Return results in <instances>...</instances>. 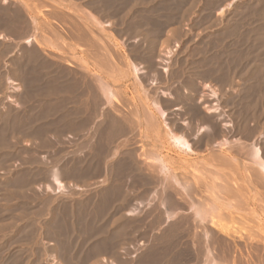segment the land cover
<instances>
[{
	"label": "rangeland",
	"instance_id": "374dc122",
	"mask_svg": "<svg viewBox=\"0 0 264 264\" xmlns=\"http://www.w3.org/2000/svg\"><path fill=\"white\" fill-rule=\"evenodd\" d=\"M104 1L106 4L103 3ZM107 3L112 7H107ZM85 12L88 17L93 16L95 21H98L97 24L101 26L103 32L95 22L94 28L90 18L87 20L89 23L81 22L84 17L82 14L85 15ZM0 21L2 22H0V264H207L209 259L213 264L218 262V264H264V191L255 183L257 175L255 171H253L254 176L251 173L253 167L248 166L249 160L247 157L244 158L246 155L244 148L238 147L242 158L238 157L239 153L233 154L238 150L237 147L234 149L231 146L236 139L242 140V143L244 141V145L247 142L246 145L250 144L251 140L254 144H259L258 146L264 145V81H262L264 80V0H0ZM9 22L18 25L7 27L11 25ZM104 24H108L107 27ZM16 27L18 29H15ZM23 30L27 33L22 32ZM84 31L87 33L86 36L90 33L89 41L96 42H87L85 34L84 38L82 37ZM35 36L38 38L36 39ZM42 36H50L52 43L40 44L38 39ZM31 37L34 38L33 44H25V40ZM97 37L101 41L97 42ZM91 44L95 47L92 48ZM93 44H96L99 50L110 47L106 48L109 49L108 54L112 56V63L118 66L117 71L114 72L118 75L112 73L113 76L115 75L114 79L116 78L115 83L114 79L110 81L111 79H107L109 77L97 69L98 65L95 67L97 63L93 64V60L96 59L92 56L96 53L94 51L98 50ZM130 64L141 68L140 75L131 73ZM99 75L113 83V88L120 94L118 99L108 103L102 95L100 96L97 88H94L96 85H93L97 76L101 77ZM225 79L228 82L224 81ZM179 84L187 88L184 89ZM189 90L192 93H189ZM145 94L149 98L147 101L142 97ZM185 95H190L191 100L192 97L193 100L195 99L196 104L190 103V105H196L194 107L196 110L186 103L183 104L182 100H185L183 98L188 97ZM176 98L179 99H177L178 104L175 103L178 102ZM149 100H157L154 102L161 103L165 111L161 107L162 110L167 113L166 122L173 130V134L177 130V134L190 133L187 127L194 125V128L190 126L193 134L190 133L191 136L186 137L193 145L192 153H182L168 142L164 131L165 125L160 120L161 133L158 136L154 132L158 137L150 133L146 138V134L138 126L131 131L132 128H129L126 118L127 120L131 118L137 123L135 114L143 111L151 113L153 109ZM179 104L183 109L178 106ZM176 107L180 109L176 110ZM184 107L185 111H183ZM189 108L193 110V114L197 112V116L194 115L196 119L190 114ZM189 114L192 117H189ZM205 119L210 122L207 123ZM208 119H213L212 123L216 122V124L212 125L211 120ZM88 120L91 123L88 124ZM114 122L116 126L118 123L128 124L129 133L122 137L114 136L116 128L111 131L115 126V124L113 126ZM185 122L187 127L182 128L186 125ZM80 123L86 126L81 127L83 125ZM216 125L219 127L217 128ZM176 128L177 130H174ZM200 128L202 131L198 133ZM207 129L211 133L213 130L216 132L220 130L219 135L222 133L223 139L233 142L229 143L228 147L218 150V147L213 145L218 133L213 132L216 133L215 139L213 137L214 140L210 141L207 137L211 133L209 134ZM107 130L111 131L113 136ZM249 134L253 135H250L251 139L248 138ZM103 135H109L107 136L109 139L104 138ZM218 138L216 142L222 140L220 136ZM208 140L210 142L208 144L213 143V146L208 147L206 144ZM230 146L232 153L229 151ZM102 148H105L104 151ZM208 148H211L213 153L220 152L219 155L222 157L230 160L233 158L236 166L232 164L231 167L236 168L228 167L230 171L226 169L227 174L230 173L228 176H233L229 185L231 187L236 183L241 188L236 184L232 186L240 190L243 188L242 195L239 196L240 193L237 195L238 199L243 197L239 200L240 203L237 200L230 201L232 194L229 198V195L217 194L222 199L219 198L221 200L219 207L226 202L229 204H226L228 210L227 206H225L226 210H223L224 206L218 209L223 212L219 213L217 210L219 217L223 215L226 221L222 216L218 221V216L217 219L214 217L212 219V216L207 218L212 219L213 223L212 220L210 223L203 218L207 217V211L203 209H208L206 204H203L204 199L206 201L207 198L208 200L212 198L207 197L209 194L206 190L208 175L213 171V166L211 168L205 166L208 162L207 157L209 159L211 155ZM262 149L264 152V146ZM143 151L156 152L158 159L169 162L164 165V167L167 165L163 168L165 171H162L158 177L165 174L168 176L171 171L172 176L179 175L178 182L180 180L181 183L190 182L193 188L196 185L194 189L196 192L192 194L194 201L186 199L187 207H184V210L180 209V212L176 211V216L167 217L168 219L165 217L164 221L163 218L158 217L156 201L159 199L158 196H152L156 193L153 191L154 193L148 194L143 192V187L131 185L137 181L136 177L132 179L129 177L136 176L135 172L140 176L143 175L144 179L147 173L148 176H152L151 169L147 171L151 159L148 160ZM121 162L123 163L120 164ZM125 162L131 165L133 162V165L139 166V169L133 171L135 175L133 172L129 173L124 182L116 181ZM140 168L146 175L141 174ZM209 169L211 172H206L207 175L200 174ZM216 169L218 170V167ZM111 170L118 173L117 177ZM203 174L208 177L207 182L204 181L206 187L201 188L197 180L205 178ZM56 175L55 179L59 184L54 182ZM184 176L189 180H185ZM210 176L214 178L213 175ZM200 179V186H205ZM213 180L217 183L215 179ZM211 183L209 185H212ZM181 186L182 184L176 188L180 190ZM137 187L140 189H136ZM180 191L178 193H184L183 189ZM140 197H144L143 200ZM150 197L151 200L154 197L157 200L151 201ZM200 202L202 204H199ZM191 203H196L195 207L197 203L198 207L205 205L202 209L206 213L203 219L198 217L197 220L193 215L197 209L193 212L194 205ZM162 208V211L166 210L165 206ZM177 222L182 225L178 223L179 227L175 224ZM174 224L175 228L178 226L177 229L180 230L176 232L177 235L180 233L178 238H174L177 237L175 231H178L174 229ZM212 255H214L213 259ZM206 257L209 259L207 260Z\"/></svg>",
	"mask_w": 264,
	"mask_h": 264
},
{
	"label": "bare ground",
	"instance_id": "6f19581e",
	"mask_svg": "<svg viewBox=\"0 0 264 264\" xmlns=\"http://www.w3.org/2000/svg\"><path fill=\"white\" fill-rule=\"evenodd\" d=\"M53 1V0H52ZM58 1V0H57ZM110 1V0H109ZM72 2V1H71ZM108 2V1H107ZM46 3V2H45ZM104 4H106L105 3V1L103 2ZM109 3V2H108ZM108 3H107V5H108ZM152 3V2H151ZM150 3V4H151ZM63 4H64V2H63ZM66 4V3H65ZM107 5H105V6H107ZM111 5V4H110ZM174 5H176V4H174ZM73 6V5H72ZM104 6V7H105ZM173 6V5H172ZM71 7V6H70ZM69 7V8H70ZM103 7V6H102ZM103 7V8H104ZM107 7H109V8H111L112 7V5L111 6H107ZM6 8V7H5ZM171 8V7H170ZM21 9V8H20ZM72 9V8H71ZM77 9V8H76ZM104 9H106V7L104 8ZM114 9V8H113ZM174 9V8H173ZM17 10V9H16ZM102 10V9H101ZM100 10V11H101ZM5 11V10H4ZM60 11V10H59ZM107 11V10H106ZM105 11V12H106ZM174 11V10H173ZM68 12V11H67ZM76 12V11H75ZM94 12V11H93ZM102 12V11H101ZM101 12H99L100 14H101ZM110 12V11H109ZM7 13V12H6ZM173 13H175V12H173ZM59 15V14H58ZM64 15V14H63ZM77 15V14H76ZM98 15V14H97ZM70 16V15H69ZM82 16H84L82 19H81V22L82 21H87L89 18H90V21L93 23L92 25L94 26V25H96L97 23H98V21H95V19H94V17L92 18L91 16H87L86 15V12H85V15H83L82 14ZM95 16V15H94ZM101 16V15H100ZM10 17V16H9ZM110 17V16H109ZM121 17V16H120ZM81 18V17H80ZM92 18V19H91ZM100 18H102V17H100ZM135 18V17H134ZM18 19V18H17ZM17 19H16V21H17ZM142 19V18H141ZM5 20V19H4ZM105 20H108V19H105ZM151 20V19H150ZM120 21V20H119ZM157 21V20H156ZM1 22V21H0ZM94 22L96 23V24H94ZM145 22V21H144ZM2 23V22H1ZM10 23V22H9ZM26 23V22H25ZM87 23H89L88 21H87ZM5 24V23H4ZM11 25L10 26H7L6 24H5V27L7 26V27H11L12 25L13 26H15V25H18L17 23L14 25V24H12V23H10ZM82 24V23H81ZM84 25L86 24V23H83ZM112 24V23H111ZM153 24V23H152ZM87 25V24H86ZM99 24H97V27H100V31L101 30H103L102 28H101V26H98ZM104 25H106L105 27H107V25L108 24H104ZM128 25V24H127ZM2 26H3V24H2ZM27 26V25H26ZM36 26V25H35ZM90 26V25H89ZM156 26V25H155ZM96 26H94V28H95ZM13 28V27H12ZM36 28V27H35ZM40 28V27H39ZM38 28V29H39ZM45 28V27H44ZM71 28V27H70ZM82 28V27H81ZM90 28V27H89ZM103 28H104V26H103ZM3 29H6V28H3ZM14 29V28H13ZM15 29H18L17 27L15 28ZM28 29V28H27ZM84 29V28H83ZM97 29V28H96ZM8 30V29H7ZM26 30V29H25ZM36 30V29H35ZM40 30H42L41 28H40ZM9 31H10V29H9ZM21 31V30H20ZM27 31V30H26ZM26 31H22V32H25V33H27ZM30 31V30H29ZM37 31V30H36ZM98 31H99V29H98ZM136 31V30H135ZM139 31V30H138ZM142 31V30H141ZM8 32V31H7ZM16 32V31H15ZM32 32H33V30H32ZM35 32V31H34ZM41 32V31H40ZM43 32V31H42ZM90 32V31H89ZM101 32H103V31H101ZM133 32V31H132ZM6 33V32H5ZM13 33V32H12ZM17 33H19L18 31H17ZM16 33V34H17ZM31 33V32H30ZM38 33V32H37ZM156 33V32H155ZM154 33V34H155ZM80 34H82V33H80ZM84 34H85V39H86V41L87 42H90L89 41V34L86 36V32L84 31V33L82 34V37L84 36ZM134 34V33H133ZM250 34H252V32L250 33ZM20 35V34H19ZM23 35H24V33H23ZM32 35H34V34H32ZM74 35V34H73ZM92 35V34H91ZM136 35V34H135ZM257 35V34H256ZM28 36H29V34H28ZM38 36V35H37ZM37 36H35V38L37 37ZM101 36V35H100ZM148 36V35H147ZM258 36V35H257ZM262 36V35H261ZM32 37H34V36H32ZM27 38L26 40H25V44H31L32 43V41H33V39L34 38ZM43 37V36H42ZM39 38L38 39V42H40V44H46V43H48V44H46V45H50L51 43H50V41H52V39L50 40V36L49 37H43V38ZM86 37H88V39L86 38ZM154 37V36H153ZM38 38V37H37ZM36 38V39H37ZM48 38V39H47ZM54 38H55V36H54ZM76 38V37H75ZM84 38V37H83ZM82 38V40H84ZM98 38V37H97ZM120 38V37H119ZM145 38H146V36H145ZM255 38V37H254ZM258 38V37H257ZM47 41H46V40ZM156 39V38H155ZM249 39V38H248ZM56 41L58 40V39H55ZM75 40V39H74ZM35 41V40H34ZM56 41H54V43L56 44ZM93 41V40H92ZM91 41V42H92ZM98 41H101L99 38L97 39V42ZM264 41V40H263ZM79 42V41H78ZM94 42H96V41H93L92 43H94ZM152 42V41H151ZM150 42V43H151ZM164 42V41H163ZM102 43V42H101ZM146 43V42H145ZM153 43V42H152ZM33 44V43H32ZM24 45V44H23ZM42 45V46H43ZM57 45V44H56ZM80 45V44H79ZM93 45H96V44H93ZM150 45V44H149ZM87 46V45H86ZM91 46H92V44H91ZM97 46V45H96ZM98 46L100 47V45H99V43H98ZM98 46H97V49H98ZM105 46V45H104ZM117 46V45H116ZM141 46V45H140ZM153 46V45H152ZM161 46V45H160ZM95 46H92V48H94ZM106 47V46H105ZM108 47V46H107ZM106 47V48H107ZM150 47H151V45H150ZM154 47V46H153ZM156 47V46H155ZM88 48V47H87ZM91 48V47H90ZM104 48V47H103ZM103 48H101L102 49V51H100L99 49L98 50H96V51H94V49H93V51L94 52H96L97 53V55H96V53H95V55H93L94 54V52H92V53H90V54H92L93 56L92 57H94L96 60H93L94 61V63L93 64H95V63H97V64H95V67L98 65V67H97V69L99 70H101L102 71V73L104 74V75H106V77H109V78H107V79H111L110 81H112L113 79H114V76L115 75H118V74H115L114 72H116L117 71V67L118 66H116V65H114L113 63H112V56H110V53L108 54V50L106 49V48H104L105 50L103 51ZM108 48H110V47H108ZM141 48V47H140ZM34 49V48H33ZM86 50V49H85ZM90 50H92V49H90ZM114 50V49H113ZM133 50V49H132ZM139 50V49H138ZM156 50V49H155ZM258 50V49H257ZM99 52V54L100 55H98V52ZM153 51V50H152ZM103 53V52H105V53H103V56H102V54L101 53ZM112 52V51H111ZM132 52V51H131ZM137 52V51H136ZM144 52V51H143ZM160 52V51H159ZM87 53V52H86ZM142 53V52H141ZM148 53V52H147ZM150 53V52H149ZM238 53H240V52H238ZM139 54H140V52H139ZM143 54V53H142ZM141 55V54H140ZM238 55V54H237ZM65 56H66V54H65ZM115 56V55H114ZM142 56V55H141ZM253 56V55H252ZM68 57V56H67ZM134 57V56H133ZM149 57H152V56H149ZM148 57V58H149ZM35 58V57H34ZM239 58V57H238ZM255 58V57H254ZM260 58V57H259ZM63 59V58H62ZM93 59V58H92ZM133 59V58H132ZM150 59H152V58H150ZM257 59V58H256ZM43 60V59H42ZM68 60V59H67ZM90 60V59H89ZM118 60V59H117ZM96 61V62H95ZM255 61V60H254ZM56 62V61H55ZM67 62V61H66ZM151 62V61H150ZM182 62V61H181ZM237 62V61H236ZM43 63V62H42ZM83 63H85V62H83ZM91 63V62H90ZM185 63V62H184ZM242 63V62H241ZM19 64V63H18ZM44 64V63H43ZM86 64H88L87 62H86ZM134 64V63H133ZM133 64H130V71H131V73H133L134 75H136V76H138V75H140V73H141V71H140V69L141 68H139V66L137 67L136 65H133ZM181 64V63H180ZM257 64H260V63H257ZM16 65V64H15ZM49 65V64H48ZM74 65V64H73ZM78 65V64H77ZM230 65V64H229ZM252 65V64H251ZM255 65V64H254ZM42 66V65H41ZM56 66V65H55ZM58 66V65H57ZM87 66V65H86ZM156 66V65H155ZM182 66V65H181ZM228 66V65H227ZM240 66V65H239ZM259 66V65H258ZM262 66H263V64H262ZM59 67V66H58ZM244 67V66H243ZM250 67V66H249ZM264 67V66H263ZM24 68V67H23ZM28 68V67H27ZM43 68V67H42ZM78 68V67H77ZM82 68V67H81ZM80 68V69H81ZM156 68V67H155ZM177 68H179V67H177ZM239 68V67H238ZM241 68V67H240ZM256 68V67H255ZM254 68V69H255ZM25 69V68H24ZM116 69V70H115ZM189 69V68H188ZM234 69V68H233ZM115 70V71H114ZM122 70V69H121ZM187 70V69H186ZM226 70V69H225ZM241 70V69H240ZM260 70V69H259ZM28 71V70H27ZM70 71V70H69ZM72 71V70H71ZM75 71V70H74ZM80 71V70H79ZM239 71V70H238ZM122 72V71H121ZM173 72H175V71H173ZM214 72V71H213ZM218 72V71H217ZM38 73V72H37ZM36 73V74H37ZM68 73V72H67ZM76 73V72H75ZM115 74L114 76H113V74ZM118 73H120L119 71H118ZM123 74H124V72H122ZM208 73H210V72H208ZM13 74V73H12ZM19 74V73H18ZM71 74V73H70ZM161 74V73H160ZM178 74V73H177ZM76 75V74H75ZM120 75V74H119ZM145 75H146V73H145ZM189 75V74H188ZM241 75V74H240ZM239 75V76H240ZM250 75V74H249ZM99 76H101V75H99ZM207 76H209V75H207ZM220 76V75H219ZM238 76V75H237ZM258 76H260V75H258ZM263 76V75H262ZM39 77V76H38ZM76 77V76H75ZM106 77H104V76H101V77H98L97 76V78L93 81L95 84H93V85H96V87L94 86V88H97L96 90H98V92L100 93V96L102 95L103 97V99H106L107 100V102L108 103H111V101H113V100H115V99H118L119 97V91H117L116 89H114L113 88V83L111 82H108V80H106L105 78ZM117 77V76H116ZM150 77V76H149ZM182 77V76H181ZM218 77V76H217ZM226 77V76H225ZM72 78V77H71ZM139 78V77H138ZM146 78H148V77H146ZM192 78V77H191ZM205 78V77H204ZM116 79V78H115ZM115 79L113 80V82L115 83ZM227 79V78H226ZM226 79L224 80V81H226ZM230 79V78H229ZM264 79V78H263ZM17 80H18V78H17ZM53 80V79H52ZM199 80V79H198ZM231 80V79H230ZM140 81V80H139ZM186 81H188V80H186ZM219 81V80H218ZM223 81V82H224ZM252 81V80H251ZM255 81V80H254ZM253 81V82H254ZM262 81H264V80H262ZM51 82V81H50ZM148 82V81H147ZM189 82H191L190 80H189ZM188 82V83H189ZM195 82V81H194ZM226 82H228V81H226ZM226 82H225V84H226ZM222 83V82H221ZM231 83H234V82H231ZM264 83V82H263ZM25 84V83H24ZM224 84V85H225ZM72 85V84H71ZM143 85H145V84H143ZM179 85H181V86H183V88L185 87V88H187L186 86H184V85H182V84H179ZM195 85V84H194ZM219 85V84H218ZM221 85V84H220ZM227 85V84H226ZM25 86H27V85H25ZM52 86V85H51ZM60 86V85H59ZM172 86V85H171ZM175 86V85H174ZM190 86V85H189ZM252 86V85H251ZM74 87V86H73ZM115 87V86H114ZM173 87V86H172ZM179 87V86H178ZM224 87V86H223ZM259 87V86H258ZM44 88V87H43ZM143 88V87H142ZM155 88V87H154ZM175 88V87H174ZM184 88V89H185ZM195 88H196V86H195ZM241 88V87H240ZM252 88V87H251ZM52 89V88H51ZM56 89V88H55ZM54 89V90H55ZM59 89V88H58ZM69 89V88H68ZM92 89H93V86H92ZM183 89V90H184ZM189 89V88H188ZM226 89V88H225ZM257 89H259V88H257ZM256 89V90H257ZM45 90H46V88H45ZM53 90V91H54ZM70 90V89H69ZM170 90V89H169ZM194 90V89H193ZM219 90V89H218ZM230 90H231V88H230ZM34 91H35V89H34ZM46 91H48V90H46ZM50 91V90H49ZM52 91V90H51ZM181 91V90H180ZM190 91V90H189ZM250 91V90H249ZM258 91V90H257ZM35 92H37V91H35ZM57 92V91H56ZM62 92H64V91H62ZM72 92V91H71ZM92 92V91H91ZM147 92V91H146ZM174 92V91H173ZM179 91H177L176 93H178ZM224 92V91H223ZM48 94H49V92H47ZM88 93V92H87ZM172 93V92H171ZM188 93V92H187ZM189 93H192L191 91L189 92ZM255 93V92H254ZM262 93V92H261ZM260 93V94H261ZM20 94V93H19ZM53 94V93H52ZM69 94H70V92H69ZM94 94H95V92H94ZM97 94V93H96ZM194 94V93H193ZM42 95H43V93H42ZM47 95V94H46ZM67 95V94H66ZM86 95V94H85ZM98 95V94H97ZM96 95V100L98 101V96ZM154 95V94H153ZM178 95H179V93H178ZM181 95H182V91H181ZM191 95V94H190ZM189 95V96H190ZM215 95V94H214ZM238 95V94H237ZM259 95V94H258ZM262 95V94H261ZM264 95V94H263ZM55 96V95H54ZM183 96H184V94H183ZM182 96V97H183ZM185 96H188V95H185ZM185 97V98H183V99H185V100H182V99H180V100H182V102H183V104H185L186 103V105L187 106H190L191 108L193 107H196V105H194V106H191L190 105V103H192V104H196L195 103V99L193 100V97H192V100H191V98L190 97ZM194 96V95H193ZM234 96H236V95H234ZM260 96V95H259ZM35 97V96H34ZM37 97V96H36ZM44 97H45V95H44ZM142 97H144V99H145V101H147L149 98L146 96V94H145V96H142ZM175 97H176V95H175ZM174 97V98H175ZM255 97V96H254ZM33 98V97H32ZM239 98V97H238ZM260 98V97H259ZM102 99V100H103ZM178 98H176V100H177ZM261 99V98H260ZM179 100V99H178ZM177 100V101H178ZM227 100V99H226ZM234 100V99H233ZM232 100V101H233ZM62 101V100H61ZM105 101V100H104ZM149 101H151V107H152V109H153V111L151 112V113H147V112H145V111H143V109H142V113H140V114H133L134 115V118H137V123H135V121H133V119H129V120H127V118H126V121H128V124H129V128H132L131 129V131H133V129L136 127V126H138V127H140L142 130H143V132L146 134V138H147V135L149 136L150 135V133H153L152 134V136L155 134L154 132H156V134L159 136L160 135V133H161V128H160V123H159V120H160V122H163L164 123V125H165V132H166V138H167V140H168V142H170L171 144H172V146L174 147V148H176L177 150H179L180 152H182V153H192L193 152V148H192V146L193 145H191V143H189L188 141H187V136H189V134L191 133V135L193 134L192 133V130L190 129V123L191 122H189L188 123V125H190L189 127H187V121L185 122L186 123V125H183V127L182 128H184V126H186L187 128H189V129H187L188 131H191L190 133H188L186 130V132L188 133H186L185 131V133L187 134H185V135H183L184 133H180V134H177L178 133V130H177V128L176 129H174V130H177V132L175 133V134H173L172 133V131L173 130H171V127L169 126V124H168V122H166V117H167V113H165L164 111H165V109L162 107V105H161V103L159 102V104L161 105H159V104H157L156 102H154V101H157V100H149ZM172 101H174V100H172ZM171 101V102H172ZM185 101V102H184ZM231 101V100H230ZM231 101V102H232ZM245 101V100H244ZM249 101V100H248ZM254 101V100H253ZM59 102V101H58ZM194 102V103H193ZM224 102V101H223ZM106 103V102H105ZM120 103H121V101H120ZM170 103V102H169ZM175 103H179V101L178 102H175ZM188 103V104H187ZM229 103V102H228ZM241 103V102H240ZM174 103L172 102V104L171 105H173ZM177 104H175V105H177ZM209 104V103H208ZM223 104V103H222ZM233 104V103H232ZM248 104H249V102H248ZM111 105V104H110ZM115 105V104H114ZM123 105V104H122ZM186 105H184V106H186ZM198 105V104H197ZM245 105V104H244ZM88 106V105H87ZM112 106V105H111ZM178 106H181V108L183 107L181 104H179ZM186 106V107H187ZM225 106V105H224ZM229 106V105H228ZM228 106H227V108H228ZM59 107V106H58ZM94 107V106H93ZM164 109V111L162 110V108ZM198 107V106H197ZM231 107V106H230ZM255 107V106H254ZM168 108H170V107H168ZM191 108H189V110L191 109ZM234 108H237V107H234ZM264 108V107H263ZM180 108H177L176 107V110H179ZM183 109V108H182ZM185 107H184V110L183 111H185ZM54 110V109H53ZM194 110H196L195 108H194ZM175 111V110H174ZM191 111V110H190ZM201 111V110H200ZM211 111H213V110H211ZM252 111V110H251ZM263 111V110H262ZM72 112V111H71ZM103 112V111H102ZM130 112V111H129ZM134 112V111H133ZM181 112V111H180ZM196 112V111H195ZM194 112V113H195ZM67 113V112H66ZM77 113V112H76ZM116 113V112H115ZM131 113V112H130ZM174 113V112H173ZM183 113V112H182ZM187 114H188V112H186ZM234 113H236V112H234ZM186 114V115H187ZM190 114H193V110L191 111V113ZM188 115L189 117H192V115ZM210 114V113H209ZM260 114V113H259ZM79 115V114H78ZM84 115V114H83ZM131 115V117H132V114H130ZM194 115H196L197 116V112H196V114H193V116ZM201 115V114H200ZM199 115V116H200ZM234 115V114H233ZM256 115V114H255ZM112 116V115H111ZM114 116V115H113ZM169 116V115H168ZM185 116V115H184ZM187 116V117H188ZM201 116H203V115H201ZM200 116V117H201ZM209 116V115H208ZM210 116H211V114H210ZM209 116V117H210ZM216 116V115H215ZM245 116V115H244ZM258 116H260V115H258ZM180 117L182 118V116H181V114H180ZM189 117H188V119H189ZM220 117V116H219ZM103 118V117H102ZM168 118V117H167ZM186 118V117H185ZM194 118H195V116H194ZM194 118H193V121H194ZM197 118V117H196ZM195 118V119H196ZM199 118V117H198ZM216 118V117H215ZM256 118H258L257 116H256ZM174 119V118H173ZM180 119V118H179ZM184 119V118H183ZM183 119H181V120H183ZM187 119V118H186ZM192 119V118H191ZM217 119V118H216ZM243 119V118H242ZM252 119H253V117H252ZM89 120H91V119H89ZM88 120V124L89 123H91L90 121ZM109 120V119H108ZM171 120V119H170ZM174 120H176V119H174ZM199 120H201V118L199 119ZM206 120V119H205ZM208 120H211V119H208ZM213 120V119H212ZM212 120H211V124L212 125H215L216 124V122H213L212 123ZM219 120H221L220 118H219ZM245 120V119H244ZM243 120V121H244ZM247 120V119H246ZM256 120V119H255ZM260 120V119H259ZM189 121H190V119H189ZM192 121V120H191ZM193 121H192V124H193ZM215 121V120H214ZM218 121V120H217ZM224 121V120H223ZM240 121V120H239ZM258 121V120H257ZM82 122H84V121H82ZM116 122V121H115ZM115 122L113 123V126H114V124H115ZM176 122V121H175ZM197 122H199V121H197ZM206 122L207 123H209L207 120H206ZM49 123V122H48ZM79 123V122H78ZM77 123V124H78ZM85 123V122H84ZM82 124V123H80V125H83V126H81V127H85L86 125V123H87V121H86V123L85 124ZM170 123V122H169ZM174 123V122H173ZM184 123V124H185ZM200 123V122H199ZM198 123V124H199ZM238 123V122H237ZM242 123V122H241ZM127 124V125H128ZM183 124V123H182ZM195 124V123H194ZM203 124H204V122H203ZM211 124H207V125H209V126H211ZM219 124V123H218ZM217 124V125H218ZM244 124H245V122H244ZM258 124V123H257ZM80 125H78V126H80ZM85 125V126H84ZM127 125L124 123V125H123V123L121 124H119L118 123V125L116 126V124H115V126L113 127L112 126V124H111V126L114 128V129H112L111 131H114L115 130V128H116V130H115V134H114V136H117V137H119V136H123V135H125L126 133H129V128L127 127ZM175 125H177V123L175 124ZM175 125H174V128H175ZM216 125V127L218 128L219 126H217ZM180 126V125H179ZM178 126V127H179ZM194 125H192L191 127H193ZM195 126H198V125H195ZM222 126V125H221ZM77 126H75V128H76ZM80 127V128H81ZM94 127V126H93ZM109 127V126H108ZM111 127V128H112ZM247 127V126H246ZM64 128V127H63ZM87 128H88V125H87ZM86 128V129H87ZM128 128V129H127ZM194 128V127H193ZM199 128V127H198ZM210 128V127H209ZM216 128V129H217ZM221 128V127H220ZM239 128H241V127H239ZM259 128V127H258ZM109 129V128H108ZM136 129V128H135ZM179 129H180V127H179ZM202 128H200V129H198V133L200 132V131H202L201 130ZM204 129V128H203ZM213 129V128H212ZM212 129H210V130H212ZM245 129V128H244ZM81 130V129H80ZM102 130V129H101ZM163 130V129H162ZM209 129H207V131H208ZM255 130V129H254ZM84 131H85V129H84ZM108 132H109V130H107ZM110 131V132H111ZM241 131V130H240ZM251 131V130H250ZM257 131V130H256ZM261 131V130H260ZM107 132V133H108ZM109 132V134H111ZM164 132V133H165ZM180 132V131H179ZM182 132V131H181ZM195 132V131H194ZM213 132H216V131H214L213 130ZM213 132L211 133V132H209L208 131V133L210 134H212V136H210L209 135V137H207V138H209V140L211 141L212 139H213V137H214V134L216 135V133H218L217 134V136H215L216 137V139H215V137H214V139H215V142L213 141V145L215 146H217L218 147V150H221L222 148H226V146L227 145H229V143H232L233 142V140H232V142H228V140L227 139H223L222 138V133H220L221 135H219V132H221L220 130L218 131V132H216V133H214L213 134ZM222 132H224V131H222ZM226 132V131H225ZM224 132V133H225ZM264 132V131H263ZM50 133V132H49ZM141 133V132H140ZM163 133V132H162ZM207 133V134H208ZM223 133V134H224ZM234 133H236V132H234ZM247 133V132H246ZM250 133H252V132H250ZM106 134V133H105ZM144 134V135H145ZM155 134V135H156ZM227 134V133H226ZM248 134V133H247ZM252 134H254V133H252ZM252 134H249V137L248 138H250L251 136L250 135H252ZM257 133L255 132V135H256ZM258 134H259V132H258ZM75 135V134H74ZM94 135V134H93ZM112 136H113V134H111ZM111 135H110V138H111ZM156 135V136H157ZM164 135V134H163ZM190 135V136H191ZM221 137V141H219V142H216V140H217V138L219 137V136ZM225 135V134H224ZM234 135H236V134H234ZM254 135V136H255ZM263 135V134H262ZM55 136V135H54ZM104 136V138H106L107 136H109V135H107V136H105V135H103ZM157 136V137H158ZM189 136V137H190ZM206 136V135H205ZM253 136V135H252ZM188 137V138H189ZM195 137V136H194ZM200 137V136H199ZM204 137V136H203ZM231 137V136H230ZM259 137V136H258ZM108 139H109V137H107ZM149 138V137H148ZM206 138V139H207ZM94 139V138H93ZM108 139H106V141L108 140ZM213 139V140H214ZM219 139V138H218ZM251 139V138H250ZM262 139V138H261ZM104 140V139H103ZM112 140V139H111ZM113 140H115V139H113ZM155 140V139H154ZM209 140L208 141H206V144L208 145V147L209 146H211L212 144H208V142H209ZM105 141V142H106ZM137 141V140H136ZM190 141V140H189ZM197 141V140H196ZM242 140H238V139H236V140H234V142L235 143H233L231 146L232 147H234V149H236V147H237V149L236 150H238V151H234V153L233 154H238L239 153V155H238V157H242L243 158V156L242 155H240V150L238 149V147H240V149H243L244 151H245V154L246 155H244V158L245 157H247L248 158V166H252L253 167V169H251L252 170V172L251 173H253V176H254V172L253 171H255V173H256V178H255V183L259 186V188H261V190H263L264 191V152H263V149H262V147L264 146V145H262V147L261 146H258V145H256V143L254 144V141L253 140H249L251 143L250 144H248V145H244L243 143H244V141H243V143L241 142ZM252 141H253V143H252ZM261 141V140H260ZM111 142H113V141H111ZM110 142V143H111ZM198 142V141H197ZM107 143V142H106ZM109 143V142H108ZM194 143H195V141H194ZM210 143V142H209ZM154 144V143H153ZM157 144V143H156ZM106 145V144H105ZM131 145V144H130ZM204 145H205V142H204ZM207 145H206V147H207ZM212 145V146H213ZM80 146V145H79ZM82 146V145H81ZM92 146V145H91ZM107 146V145H106ZM125 146V145H124ZM154 146V145H153ZM229 147V151H230V148H232V147ZM228 147V146H227ZM152 148V147H151ZM160 148V147H159ZM199 148V147H198ZM212 148H215V147H212ZM97 149V148H96ZM103 149V148H102ZM105 149V148H104ZM104 149L102 150V151H104ZM205 149V148H204ZM209 149V148H208ZM211 149V148H210ZM209 149V150H210ZM99 150V149H98ZM146 150V149H145ZM148 150H149V148H148ZM119 151V150H118ZM153 151V150H152ZM159 151V150H158ZM157 151V152H158ZM242 151V150H241ZM243 151V152H244ZM144 152V151H143ZM210 152H211V155L209 156V154H210ZM216 152H217V150H216ZM231 153H232V151H230ZM243 152H241V154L243 153ZM98 153V152H97ZM130 153V152H129ZM133 153V152H132ZM136 153V152H135ZM155 153L156 152H154V153H151V152H148V151H145L144 152V156L145 157H147L148 158V160L149 159H151V164L150 165H148V170L147 171H149L150 169V171H151V174H152V176H148L149 175V173H147V175H146V173H144V172H142V169L140 168V171L142 172L141 174H145L146 175V179H144L143 178V175L142 176H140L139 174H138V172H135L136 173V176H129L131 179L132 178H134V177H136L135 179L137 180V181H134V179H133V181H134V184H131L132 186L133 185H136V186H138V187H143L144 188V191L143 192H146V193H150V192H152V193H156V194H152V196L154 195L155 197L156 196H158V201H156L157 199H155V197L153 198L156 202H158V204H157V209L159 210L158 211V213H159V215H158V217H159V219H162V221H164V218L166 217H168V218H171V217H173V216H176L177 214H176V211H179L180 209H182L183 208V210H184V207H187V205H185V202H186V199H188V200H192L193 199V196H192V194H193V192L195 191L194 189L196 188V185H194L195 187L193 188V186H192V184L190 183H187V182H183V183H181V180L180 179H178V180H180L179 182H180V184H179V182L177 181V177H179V175H177L176 174V176L177 177H175V175L174 176H172L171 175V171H170V175H168L167 176V174H165V176H161V177H158V175H160V174H162V171H165V170H163V168H165L164 167V165L165 164H169V162H167V160H161V159H158L157 158V155H155ZM219 153L220 152H217V153H213L211 150L209 151V154H208V156H209V159H208V157H207V165H205V166H209L210 168L212 167V169H213V171H212V173H210L211 175H213L214 176V178H211L212 176H210V174L208 175L209 176V178H207L208 176H206L207 174H206V172L207 173H209L208 171H210L211 172V170L209 169V170H207V171H205V172H201L200 174H202V173H204V174H206V175H204L205 176V178H202V179H200L201 180V182L203 181V185H205V186H200V181H199V179L197 180L198 181V185H199V187H201V188H203V187H206V184H204L205 182L204 181H206L207 182V179H209V181H211V180H213V179H215V181H217V183H214V180H213V182L211 183V182H207V193L209 194V195H207V197L209 196V197H212L211 198V200H212V203H210L211 202V200H210V198H209V200H210V202H207V203H205L206 201H209L208 200V198H207V200L205 201V199H204V202H203V199L201 200L202 202H203V204H206V206H207V208L208 209H203V207L205 206H202V207H198L197 205H198V203H197V205H196V207H198V208H196L195 207V204L196 203H194V204H192V205H194L193 207H194V209H192V211L194 212V210L195 209H197L194 213L195 214H193L194 216H196L197 217V220H198V217H203L206 213L204 212V211H207V217H203V218H205V219H207V218H211V216H212V219H213V217L214 218H218L219 217V215H218V213H217V210L219 209V208H223V206H224V209L223 210H226V207L225 206H227V205H229V204H227L228 202H226V201H224V199H223V201L224 202H226V203H224L223 201H222V203H224V205L223 206H221V207H219L220 206V204H221V202H219V200L221 199L220 198V196H217V194H223V195H225V196H228V198L230 197V195L232 194L233 196L234 195H236V197H233L232 195V197H230L231 199L233 198V200H231L230 199V201H234V200H237V201H239L240 199H242L241 197H240V199H238L239 197L237 196V195H239L238 193H240V195L239 196H241L242 194H241V191H242V189L240 190V189H238L239 187L241 188V186H239L238 187V185L236 184V183H234V184H236V186L238 187H236V186H234V187H236V188H234L232 185H234V184H232L231 185V187H233V189L230 187V185H229V183L231 184V181L232 180H230V178H232L233 176H228L230 173H229V169H227L228 167H231L232 166V164H234V166H236V163H234V160H233V158H232V160H230V159H227V158H225V157H222L221 155H219ZM86 154V153H85ZM120 155V154H119ZM129 155H131V154H129ZM223 156L225 155V154H222ZM125 156V155H124ZM128 156V155H127ZM126 156V157H127ZM130 157H132V156H130ZM133 158V157H132ZM246 159V158H245ZM122 160V159H121ZM132 160V159H131ZM126 161H127V159H126ZM130 160H128V162H129ZM166 161V162H165ZM237 162H238V159L236 160ZM82 163V162H81ZM98 163V162H97ZM123 162H121L120 164H122ZM126 163V162H125ZM136 163V162H135ZM172 163V162H171ZM170 163V164H171ZM239 163V162H238ZM148 164V163H147ZM182 164V163H181ZM217 165L216 166V168L218 167V170L215 168V165ZM99 165H100V163H99ZM111 165V164H110ZM115 165H117V164H115ZM158 165H160V166H158ZM219 165V166H218ZM118 166H122V165H118ZM123 166H124V168H122V167H120V168H122L123 170H121V172L119 173V175H118V180H116V181H120V180H122L121 182H124V179H125V177H127V175L129 174V173H131V172H133V171H136V169L138 168L139 169V166H134L133 165V162H132V165L130 164V163H126L125 165L123 164ZM135 167V169H134V167ZM171 166V165H170ZM201 166V165H200ZM238 166V165H237ZM97 167H98V165H97ZM221 167H223V169L221 168ZM252 167H249V168H252ZM200 168V167H199ZM205 168V167H204ZM214 168H215V170H214ZM225 168V169H224ZM231 168H233V167H231ZM234 168H236V167H234ZM233 168V169H234ZM239 168V167H238ZM246 168H248V167H246ZM116 169H117V167H116ZM119 169V168H118ZM147 169V168H146ZM167 169L169 170V168L167 167ZM203 169V168H202ZM226 169L227 170H229L228 171V173L229 174H227V172H226ZM95 170V169H94ZM98 170V169H97ZM115 170V169H114ZM167 170V171H168ZM205 170V169H204ZM78 171V170H77ZM85 171V170H84ZM96 171V170H95ZM100 171V170H99ZM111 171H113V170H111ZM144 171V170H143ZM173 171V170H172ZM87 172V171H86ZM113 172H115V171H113ZM193 172V171H192ZM200 172V171H199ZM103 173V172H102ZM134 173V172H133ZM135 173L133 174V175H135ZM140 173V172H139ZM165 173V172H164ZM169 173V172H168ZM173 173V172H172ZM239 173V172H238ZM86 174V173H85ZM89 174V173H88ZM116 174V175H115ZM115 176L117 177V174L118 173H116L115 172ZM52 175V174H51ZM94 175V174H93ZM130 175V174H129ZM233 175V174H232ZM114 176V177H115ZM140 176V177H139ZM167 176V177H166ZM248 176V175H247ZM252 176V177H253ZM82 177V176H81ZM85 177V176H84ZM88 177V176H87ZM113 177V178H114ZM115 177V179H117ZM128 177V178H129ZM139 177V179H137ZM185 177V176H184ZM238 177V176H237ZM55 178H57V175H56V177H54V182L56 183V184H59L58 182H57V180L55 179ZM59 178V177H58ZM186 178V177H185ZM188 178V177H187ZM185 179V180H189V178L188 179ZM207 178V179H206ZM130 179V180H131ZM204 179V180H203ZM234 180V179H233ZM253 181H254V178L252 179ZM251 180V181H252ZM60 181V180H59ZM84 181V180H83ZM115 181V180H114ZM241 181V180H240ZM237 182V181H236ZM84 183V182H83ZM116 183V182H115ZM119 183V182H118ZM133 183V182H132ZM209 183H211L212 185H209ZM121 184V183H120ZM182 184V186H181V188L183 189V191H184V193H182V194H185V196H188V197H190V198H186L185 196H183L180 192V190H182V189H180V190H178L179 188H176V187H180V185ZM248 184V183H247ZM122 185V184H121ZM178 185V186H177ZM59 186V185H58ZM126 186V185H125ZM135 186V187H136ZM257 186V187H258ZM107 187V186H106ZM119 187V186H118ZM136 188V189H140V188ZM57 188V187H56ZM109 188V187H108ZM247 188V187H246ZM131 189H132V187H131ZM134 189V188H133ZM180 191L179 193H178V191ZM197 190V189H196ZM216 190V191H215ZM238 190H239V192H238ZM119 191V190H118ZM132 191V190H131ZM154 191V192H153ZM197 191H199V190H197ZM260 191V190H259ZM196 192V191H195ZM246 192V191H245ZM109 193V192H108ZM110 193H111V191H110ZM112 193H113V191H112ZM124 193H126V192H124ZM146 193H144V194H146ZM206 193V194H207ZM114 194V193H113ZM143 194V195H144ZM148 194H146V195H148ZM205 194V193H204ZM262 194V193H261ZM126 195V194H125ZM134 195V194H133ZM222 195V196H223ZM263 195H264V192H263ZM150 196V195H149ZM149 196H148V198H149ZM176 196H179V197H177L176 198ZM192 196V197H191ZM202 196V195H201ZM111 197H112V195H111ZM123 197V196H122ZM128 197V196H127ZM131 197V196H130ZM145 197V196H144ZM144 197H140V198H142V200H143V198ZM147 197V196H146ZM245 197V196H244ZM220 198V199H219ZM112 199V198H111ZM151 200V197H150V200L151 201H154V200ZM227 198L225 197V200H226ZM132 200V199H131ZM188 200H187V202H188ZM222 200V199H221ZM220 200V201H221ZM229 200V199H228ZM130 201V200H129ZM141 201V200H140ZM146 201V200H145ZM194 200H192V202H193ZM196 201V200H195ZM99 202V201H98ZM123 202V201H122ZM202 202H200L199 204H202ZM215 202H217L218 204H216ZM259 202H261V201H259ZM258 202V203H259ZM141 203V202H140ZM234 203V202H233ZM239 203H240V201H239ZM238 203V204H239ZM242 203V202H241ZM243 203H245V201H243ZM118 204V203H117ZM227 204V205H226ZM237 204V203H236ZM260 204V203H259ZM127 205V204H126ZM219 205V206H218ZM233 205V204H232ZM245 205V204H244ZM150 206V205H149ZM154 206V205H153ZM162 206H165L166 207V210L164 209V211H162L163 210V208H162ZM189 206V205H188ZM191 206V205H190ZM201 206V205H200ZM237 206H239V205H237ZM155 207V208H156ZM153 208V207H152ZM191 208V207H190ZM205 208V207H204ZM228 206H227V210H228ZM139 209V208H138ZM156 209V210H157ZM189 209V208H188ZM204 211H203V210ZM185 210H187V209H185ZM223 210H221L222 212H223ZM241 210V209H240ZM148 211V210H147ZM188 211V210H187ZM186 211V212H187ZM191 211V210H190ZM221 211H219L218 210V212L220 213ZM149 212H150V210H149ZM180 212V211H179ZM189 212V211H188ZM215 213H216V215H215ZM225 213V212H224ZM263 213V212H262ZM187 214H190V213H187ZM234 214V213H233ZM97 215V214H96ZM143 215V214H142ZM157 215V214H156ZM213 215H215V216H213ZM144 216V215H143ZM152 216V215H151ZM181 216V215H180ZM191 216V215H190ZM218 216V217H217ZM223 217V215H220V217L217 219V221L218 220H220V218H222ZM231 216V215H230ZM242 216V215H241ZM252 216V215H251ZM186 217H188V216H186ZM156 218V217H155ZM167 218V219H168ZM192 217H190V219H191ZM202 218V219H203ZM230 218V217H229ZM151 219V218H150ZM154 219V218H153ZM152 219V220H153ZM187 219V218H186ZM190 219H188V220H190ZM204 219V220H205ZM211 219V220H212ZM223 219H224V217H223ZM231 219V218H230ZM249 219V218H248ZM144 220V219H143ZM155 220V219H154ZM170 220V219H169ZM182 220H183V218H182ZM193 220V219H192ZM196 220V221H197ZM209 219H207V222H209L210 221V223H211V220H209ZM225 220V219H224ZM223 220V221H224ZM232 220V219H231ZM161 221V222H162ZM165 221H167V220H165ZM201 221H203V220H201ZM226 221V220H225ZM251 221V220H250ZM112 222V221H111ZM129 223V222H128ZM127 223V224H128ZM158 223H160V221L158 222ZM157 223V224H158ZM179 222H177V223H175V224H178ZM183 223H185L184 221H183ZM188 223V222H187ZM191 223V222H190ZM189 223V224H190ZM212 223H213V220H212ZM221 223V222H220ZM255 223V222H254ZM253 223V224H254ZM126 224V225H127ZM136 224V223H135ZM175 224H174V229L175 230H178L179 228H178V226H176V228H175ZM179 224H181V223H179ZM178 224V225H179ZM252 224V225H253ZM139 225V224H138ZM182 225V224H181ZM185 225V224H184ZM192 225V224H191ZM190 225V226H191ZM216 225V224H215ZM228 225H230V224H228ZM227 225V226H228ZM233 225V224H232ZM237 225V224H236ZM245 225V224H244ZM240 226V225H239ZM242 226V225H241ZM150 227V226H149ZM179 227H180V225H179ZM198 227V226H197ZM217 227V226H216ZM231 227V226H230ZM251 227V226H250ZM264 227V226H263ZM107 228V227H106ZM138 228V227H137ZM163 228V227H162ZM178 228V229H177ZM189 228H191V227H189ZM211 228V227H210ZM253 228V227H252ZM184 229V228H183ZM187 229V228H186ZM227 229V228H226ZM241 229V228H240ZM106 230V229H105ZM128 230V229H127ZM221 230V229H220ZM254 230V229H253ZM101 231V230H100ZM146 231V230H145ZM148 231V230H147ZM172 231H174V230H172ZM180 230H178V231H175V235H177L176 234V232H179ZM189 231V230H188ZM135 232V231H134ZM214 232V231H213ZM216 232H218V231H216ZM236 232H237V230H236ZM243 232V231H242ZM252 232V231H251ZM255 232V231H254ZM105 233V232H104ZM111 233V232H110ZM136 233V232H135ZM200 233V232H199ZM211 233V232H210ZM231 233V232H230ZM263 233V232H262ZM172 234V233H171ZM180 234V233H179ZM178 234V235H179ZM211 234H213V233H211ZM229 234V233H228ZM121 235V234H120ZM162 235V234H161ZM173 235H174V233H173ZM177 235V237L176 236H174V238H178L179 236ZM215 235V234H214ZM214 235H212V236H214ZM248 235V234H247ZM133 236V235H132ZM216 236V235H215ZM160 237V236H159ZM184 237V236H183ZM218 237V236H217ZM221 237V236H220ZM226 237V236H225ZM240 237V236H239ZM143 238V237H142ZM157 238V237H156ZM219 238V237H218ZM224 238V237H223ZM233 238V237H232ZM234 238H236V237H234ZM255 238H257V236L255 237ZM139 239V238H138ZM144 239V238H143ZM152 240H153V238H152ZM154 240H155V238H154ZM169 240H170V238H169ZM199 240H200V238H199ZM219 240H220V238H219ZM221 240H222V238H221ZM227 240H228V238H227ZM257 240H258V238H257ZM234 241H236V240H234ZM200 242V241H199ZM224 242V241H223ZM250 243V242H249ZM256 243V242H255ZM193 244V243H192ZM224 244V243H223ZM260 244V243H259ZM169 245V244H168ZM242 245V244H241ZM240 245V246H241ZM251 245V244H250ZM258 245V244H257ZM230 246H231V244H230ZM260 246V245H259ZM162 247V246H161ZM258 247V246H257ZM176 248V247H175ZM223 248V247H222ZM248 248V247H247ZM246 248V249H247ZM253 248V247H252ZM172 249V248H171ZM189 249V248H188ZM187 249V250H188ZM241 249V248H240ZM245 249V248H244ZM157 250V249H156ZM172 250H174V249H172ZM259 250V249H258ZM163 251V250H162ZM197 251V250H196ZM254 251V250H253ZM260 251V250H259ZM258 251V252H259ZM161 252V251H160ZM159 252V253H160ZM174 252V251H173ZM209 252V251H208ZM217 252V251H216ZM250 252H252V251H250ZM155 253V252H154ZM153 253V254H154ZM168 253V252H167ZM183 253V252H182ZM162 254V253H161ZM238 254V253H237ZM254 254V253H253ZM180 255H182V254H180ZM209 254L207 253V256H208ZM217 255V254H216ZM239 255V254H238ZM168 256V255H167ZM198 256V255H197ZM214 255H212L211 256V258L213 257ZM220 256V255H219ZM153 257V256H152ZM157 257V256H156ZM159 257V256H158ZM163 257V256H162ZM208 257H210V256H208ZM221 257V256H220ZM223 257V256H222ZM185 258V257H184ZM234 258H236V257H234ZM154 259V258H153ZM206 259H207V257H206ZM209 259V258H208ZM207 259V260H208ZM213 259V258H212ZM219 259V258H218ZM217 259V260H218ZM237 259V258H236ZM201 260V259H200ZM196 262V261H195ZM204 262V261H203ZM185 263V262H184ZM219 263V262H218ZM218 263H216V264H218ZM207 264H213V262H212V260H208L207 261Z\"/></svg>",
	"mask_w": 264,
	"mask_h": 264
}]
</instances>
